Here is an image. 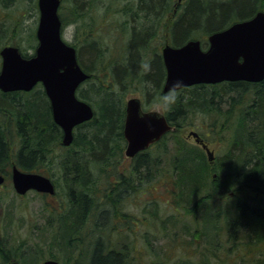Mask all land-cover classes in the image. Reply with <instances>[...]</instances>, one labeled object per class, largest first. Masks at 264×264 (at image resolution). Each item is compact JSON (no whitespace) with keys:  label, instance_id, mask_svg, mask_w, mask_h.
<instances>
[{"label":"trees","instance_id":"1","mask_svg":"<svg viewBox=\"0 0 264 264\" xmlns=\"http://www.w3.org/2000/svg\"><path fill=\"white\" fill-rule=\"evenodd\" d=\"M218 1L219 7L213 9L210 0H187L185 4H176L174 0L63 1L60 17L64 29L75 25L76 37L82 38V42L90 47L91 53L87 57H92L94 51L95 59L101 62L111 54V49L99 33L98 13L106 11V20L108 14L111 18L119 15L125 19L124 24L119 20L113 23L125 38L122 64L108 66L110 82L107 84L95 80L92 66H83L91 78L85 83L88 88H80L79 98L93 107L95 115L91 121L76 128L74 141L67 148L62 145L63 132L53 120L51 105L42 85L28 93H0V171L7 177L1 189H8L9 194L13 193L8 178L13 166L44 174L57 168L68 176L71 185H68L67 205L59 208L60 212L51 207L50 233L55 235L60 230L64 239L61 247L73 251L71 258L76 260L58 254L61 247L55 253L52 250L48 258H42L43 250L38 245L28 249V256L25 251L20 254L18 248L12 251L4 246L0 247V264L13 260L20 264H41L46 259L64 264H130L125 253L116 249V241L112 239L116 230L108 226L112 219L127 215L122 209V201L127 195L144 191L141 180L144 173L148 179L152 176L150 182L158 180L166 186L168 183L174 198L172 207L193 218L185 229L191 240L182 239L185 247L193 250H186L189 256L179 264H197L191 262V257L197 255L202 260L200 264H264V82H224L185 88L178 91L174 107L165 112L173 127H182L180 121L190 112L213 120L212 115L225 118L227 124L231 122L234 109L243 107L236 124H225L226 134L234 129L233 137L220 139L227 145L228 166L224 164L223 167L228 170L225 180H213L209 175L214 163L209 162L202 149L187 146L180 138L172 140L173 144L176 143L172 150L169 148V137L178 136L177 131H171L159 143L139 154L129 178L118 174L126 149L123 129L127 98L141 91L144 108L149 111L156 104L158 93L163 92L166 69L155 45L156 34L165 30L168 34L166 42L180 47L190 40H201L206 35L224 30L237 21L251 19L264 6V0H242L239 15L233 20V10L225 4L230 0ZM169 7L174 22L168 28L164 16ZM150 16L156 18L155 22H150ZM217 19L221 20L218 26H203L204 22ZM33 38L34 35L29 46L35 50L37 39L35 36L36 40L31 43ZM7 45L17 46L29 55L20 44ZM83 48L77 50L83 53ZM145 65H148L147 69ZM149 81L153 88L148 87ZM223 93L228 95L224 113L221 109V112L214 110L216 99L223 98ZM246 122L248 129L243 126ZM13 147H16L15 153ZM59 149L65 153L57 154ZM164 155L171 157L170 178L165 176L166 172L161 174L158 170L159 160ZM109 172L118 174L119 179H110L101 192L100 177L108 176ZM217 192L220 196H234L232 210L211 209L214 207L211 202L217 201L214 197ZM203 207L206 209L202 217ZM201 218L207 225L204 228L197 222ZM193 228L195 231L190 232ZM176 240L177 236L174 242ZM195 250L198 252L194 253ZM165 262L158 264H167Z\"/></svg>","mask_w":264,"mask_h":264},{"label":"rangeland","instance_id":"2","mask_svg":"<svg viewBox=\"0 0 264 264\" xmlns=\"http://www.w3.org/2000/svg\"><path fill=\"white\" fill-rule=\"evenodd\" d=\"M182 1V4H185L187 0ZM174 2L177 4L179 0H174ZM209 4L213 9L215 7L218 8L220 2L218 0H210ZM225 4L233 10L231 18L235 20L239 15L240 7L243 5L242 0H230ZM247 8L249 9V7ZM182 12L179 11V13ZM106 13V11H104V13L100 11L98 17H96L99 33L101 36H104V43L108 44L111 49V54L105 56L103 62L95 59L94 51L92 52V57H87V54L90 55L89 53H91L90 47L82 42V38L78 39L76 37L75 25H70L64 30V38L67 42L77 47L78 50L84 46L82 49L83 53L78 51V59L81 66H92V70L96 75L95 80L105 84L110 82V78L107 74L108 66L116 63L122 64L123 56H121V53L124 51L122 48L125 42L124 35L121 34L120 31L116 29V25H114L118 23V20L120 23L124 24L125 19L121 18L119 15L111 18V15L108 14L109 16L106 20ZM166 13L172 14V18L169 20V28L174 22V14L172 13L171 7H169V11ZM162 15L163 13L161 12L159 16ZM39 16L38 0H0V50L5 44H20L25 52L33 54L34 49L29 46L30 38L34 35V38L31 40V43H34L36 40L35 36L39 23ZM149 18L151 23L155 22L154 19L156 20L153 16ZM220 22L221 20L219 19L209 21L208 23L206 21L203 23V26L216 27ZM165 32L166 31L163 30L155 36V45L158 47L160 53L166 43V39H168V34H165ZM85 35L84 33L83 36ZM207 39V35L201 39L204 40L205 48L207 47ZM81 88H88V84L82 85ZM79 91L80 89L77 91L78 97H80ZM142 94L141 91H136L131 94L127 100L132 97H139L143 100ZM184 94L187 95V93ZM225 94L226 93H223V98L216 99L214 110L219 109L220 111L221 109L223 113L227 111L228 105L225 104V101H228V95ZM92 95H94V93ZM155 105L156 104L150 108L159 111ZM242 108L243 107H236L234 109L231 122L228 121L227 124L225 118L212 115L214 116L213 118H215V120H213L211 117L199 115L196 114V112H190L184 120L180 121V124L183 125L182 127H174L173 131H177L176 134L178 136L169 137V148L172 150L171 147L176 143L174 142L173 144L172 140L175 141L180 138L185 141L187 146L202 149L207 156L206 151L196 143L193 137H190L191 132L198 133L204 142L208 144L211 151L214 152V164H212L213 167H210L211 172L209 175H211L213 180H225L228 170L223 167L224 164L228 166V161L226 160L227 145L222 144L220 139L226 137L230 140L233 137L232 130L234 129L228 131L226 134L225 127L232 123L236 124L235 122L238 120V114L240 112L242 113ZM243 126L247 127V129L249 128L247 122ZM12 152H16V147L15 149L13 147ZM63 153H65V151L61 149L57 152V154ZM170 159V156L164 155L163 158L159 160L158 166L159 173L164 174L166 172L165 176L167 178L171 177ZM132 165L133 160L126 157L124 152V158L119 165L118 174L129 178ZM118 174L116 175L115 172H109L108 176L104 175L100 177L99 189H101V192L105 186H108V181L110 179L118 181ZM44 175L55 181L57 192L59 193L58 196H48L32 191L22 198V196L19 197V195L16 194L14 188L13 193L9 194L8 189H1L0 187V199L2 200L0 201V247L6 246L12 251L18 248L20 254L25 251V254L28 256V249H32V247H37L38 245L39 248L43 250L42 258H48L52 250L55 253L58 248L63 246L62 243L64 239L60 230L58 229L55 235L50 233L51 225L49 221H52L50 217L53 219V216L50 215L49 211L51 207H56L59 211V208L63 209V206L67 205L68 185L71 181L67 179L68 176H65V174L57 168L50 169L49 172ZM151 177L149 179L146 178L145 173L142 175V178L140 177L144 191H139L133 195H127L122 201L123 212L127 213V215L122 216L120 219H112L108 227L116 230L112 235V239L116 241V249L125 253L130 264H158L165 261H167V264H179L189 256V252L187 253L186 250H193L191 248H186V244L182 241V239L191 240L190 234L185 233V229L193 218L189 216L186 217L183 215V211L176 210L172 207L171 203H173L174 198L171 189L168 187V183L166 186L162 182H157L158 180L150 182L149 180H151ZM8 178L12 185L11 175ZM156 178H158V175ZM218 193L219 192L215 193L214 196L217 201L211 202L212 206H214L211 209L215 210L216 208L217 210H225L228 208L232 210L235 204L234 196H220ZM193 202L195 201H192V203ZM205 209L204 207L202 208V217L205 215ZM193 217L195 218V216ZM197 222L201 228H204V225L207 226L204 224L203 218ZM222 222H224V220H222ZM52 223H54V220ZM196 227L198 228L197 225ZM195 228L190 230V232H194ZM175 236L178 237V240L174 242ZM208 249L211 248L209 247ZM72 252L73 251H68L66 247H61V249L57 251L58 254L67 259L71 258L73 255ZM197 252L198 250L194 251V253ZM192 255L196 254L192 253ZM72 259L76 260L74 257L71 258V261ZM201 261L198 255L197 257H191V262H198L197 264H200ZM35 264H38V262Z\"/></svg>","mask_w":264,"mask_h":264},{"label":"water","instance_id":"3","mask_svg":"<svg viewBox=\"0 0 264 264\" xmlns=\"http://www.w3.org/2000/svg\"><path fill=\"white\" fill-rule=\"evenodd\" d=\"M63 0H38V47L35 54L24 57L15 46H6L1 52L0 91L4 93L33 90L39 83L50 100L54 122L63 131V146L74 141V129L94 117L90 104L80 100L76 93L82 83L90 78L78 60L74 46L63 37V23L59 10ZM209 47L202 48L201 41L191 40L180 47L167 44L162 49L166 68L163 92L173 81H183L184 89L196 85H215L223 82L264 81V11L252 19L237 22L229 28L215 32L208 38ZM173 130L164 114L157 110L144 111L140 98L126 103L124 137L127 141L125 155L134 158L149 149ZM213 161V152L196 132H191ZM12 184L19 195L36 191L55 195L56 186L51 178L26 172L14 166ZM6 177L0 172V186ZM9 264H20L12 261ZM43 264H63L48 259Z\"/></svg>","mask_w":264,"mask_h":264},{"label":"clouds","instance_id":"4","mask_svg":"<svg viewBox=\"0 0 264 264\" xmlns=\"http://www.w3.org/2000/svg\"><path fill=\"white\" fill-rule=\"evenodd\" d=\"M145 68H148V65H145ZM149 88H153L154 85L151 81L147 82ZM183 81L176 80L169 85V89L165 92H160L156 98V107L160 112H166L172 107H174L178 99V89L182 88Z\"/></svg>","mask_w":264,"mask_h":264},{"label":"flooded vegetation","instance_id":"5","mask_svg":"<svg viewBox=\"0 0 264 264\" xmlns=\"http://www.w3.org/2000/svg\"><path fill=\"white\" fill-rule=\"evenodd\" d=\"M183 1L182 0H180L179 1V3H182ZM264 3V2H263ZM260 11H264V6H263V8H262V10H260ZM177 12V11H176ZM258 12V11H257ZM256 12V13H257ZM163 16L164 15H162L161 16V19L163 18ZM172 18V14H170V13H166L165 14V16H164V21H165V23H169V20ZM216 32H218V31H216ZM209 37V36H208ZM165 44H168L167 42L165 43ZM207 45V44H206ZM1 57V56H0ZM162 60H163V57H162ZM163 63H164V61H163ZM164 66H165V64H164ZM166 69V68H165ZM243 82V81H242ZM233 83V82H232ZM0 93H3V92H1L0 91ZM4 94H7V93H4ZM142 100V99H141ZM142 103H143V110L144 111H146L145 110V108H144V101L142 100ZM165 116H166V114H165V112L163 113ZM166 118H167V116H166ZM167 120H168V118H167ZM123 135H124V129H123ZM139 154H141V153H139ZM138 154V155H139ZM213 154H214V152H213ZM138 155H136L134 158H130V159H132L133 160V163H134V161L137 159V157H138Z\"/></svg>","mask_w":264,"mask_h":264},{"label":"bare ground","instance_id":"6","mask_svg":"<svg viewBox=\"0 0 264 264\" xmlns=\"http://www.w3.org/2000/svg\"><path fill=\"white\" fill-rule=\"evenodd\" d=\"M200 147H202L203 148V146L202 145H199ZM204 149V148H203ZM205 150V149H204ZM140 153H143V152H140ZM208 157V156H207ZM209 160V159H208Z\"/></svg>","mask_w":264,"mask_h":264}]
</instances>
